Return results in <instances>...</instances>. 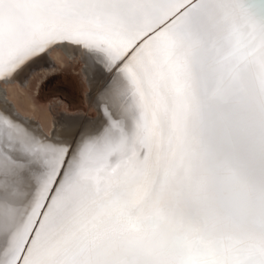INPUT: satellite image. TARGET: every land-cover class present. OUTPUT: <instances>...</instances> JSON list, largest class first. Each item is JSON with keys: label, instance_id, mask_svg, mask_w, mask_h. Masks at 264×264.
Listing matches in <instances>:
<instances>
[{"label": "snow or ice", "instance_id": "1", "mask_svg": "<svg viewBox=\"0 0 264 264\" xmlns=\"http://www.w3.org/2000/svg\"><path fill=\"white\" fill-rule=\"evenodd\" d=\"M53 53L101 118L0 103V264H264V0H0V85Z\"/></svg>", "mask_w": 264, "mask_h": 264}, {"label": "rangeland", "instance_id": "2", "mask_svg": "<svg viewBox=\"0 0 264 264\" xmlns=\"http://www.w3.org/2000/svg\"><path fill=\"white\" fill-rule=\"evenodd\" d=\"M65 62L61 64L55 61L54 69L45 68L28 76L30 92L37 101L40 112L50 113L59 126L62 120L73 117L87 116L88 120L96 121L100 113L91 101L92 89L87 82L83 61L67 59Z\"/></svg>", "mask_w": 264, "mask_h": 264}, {"label": "bare ground", "instance_id": "3", "mask_svg": "<svg viewBox=\"0 0 264 264\" xmlns=\"http://www.w3.org/2000/svg\"><path fill=\"white\" fill-rule=\"evenodd\" d=\"M52 59L54 62L58 61L59 63L64 64L65 60L67 62V59L70 58L64 56L62 53H53ZM54 68L55 67L47 69L50 70ZM27 78L23 81L17 80L15 83L0 85V103L12 106L13 110L19 117L26 121L32 122L34 126H38L37 130L43 132L45 135L51 136L54 132L61 131L62 128L53 119L50 113L40 112L37 101L34 99L33 94H31L30 92L31 83L30 80H28ZM87 82L89 84L88 80ZM91 101H93V99ZM100 118L101 113L99 119Z\"/></svg>", "mask_w": 264, "mask_h": 264}]
</instances>
